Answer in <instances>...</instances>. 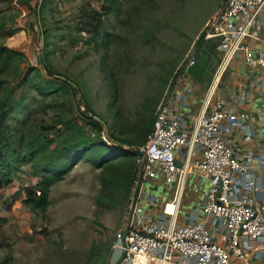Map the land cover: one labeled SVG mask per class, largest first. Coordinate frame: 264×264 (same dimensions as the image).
Instances as JSON below:
<instances>
[{
    "label": "rangeland",
    "instance_id": "374dc122",
    "mask_svg": "<svg viewBox=\"0 0 264 264\" xmlns=\"http://www.w3.org/2000/svg\"><path fill=\"white\" fill-rule=\"evenodd\" d=\"M115 1L117 8L103 16L106 38L96 45L78 27L90 8L101 10L102 4L109 5L107 0H48L42 9L40 0H0V42L22 51L27 65L36 66L43 76L45 49L50 66L77 89L70 102L84 110L83 92L113 145L118 141H112L108 131L127 140L153 111L155 118L179 70L203 44L208 22L224 0ZM12 30L16 32L9 35ZM236 73L237 69L227 68L220 78L217 89L226 97ZM187 84L201 99L204 87L191 75ZM19 92L16 88L15 98ZM26 95L28 106L37 110L36 121L50 125L70 114L68 102L56 105L49 97L38 105L34 90H26ZM9 122L12 126L18 123ZM259 137H264L263 129ZM98 173L89 162L80 160L51 185L48 205L41 211L25 195L30 187L37 193L39 176L35 177L31 164L20 165L13 182L0 190V216L6 217L0 226V264H105L110 255L117 254L114 244L128 215L126 202L96 206ZM260 174L264 176L263 171ZM160 179L154 183L146 177L141 187L146 194L154 193L162 205L176 187L175 182ZM146 194L139 205L148 216ZM201 197L200 186L185 185L179 221L185 211L199 205Z\"/></svg>",
    "mask_w": 264,
    "mask_h": 264
},
{
    "label": "built area",
    "instance_id": "2783aa9c",
    "mask_svg": "<svg viewBox=\"0 0 264 264\" xmlns=\"http://www.w3.org/2000/svg\"><path fill=\"white\" fill-rule=\"evenodd\" d=\"M262 30L264 0H224L213 12L201 39L204 44L207 39L221 37L217 46L221 56L193 128L189 133L180 130L178 109L188 104L187 68L194 64L203 44L178 71L145 141L132 148L139 153L125 207L128 215L132 210V216L127 232L128 215L123 221L125 228L117 233V256L110 255L105 264H114V259L118 264H247L250 255L264 253V202L246 194L260 190L251 155L248 162H241L228 137L242 123L244 113L233 112L217 95L222 74L236 58L264 74V49L254 53L251 46V40L264 43ZM245 135L253 138L254 130L248 128ZM101 136L111 144L104 131ZM189 176L206 181L208 189L200 207L179 222ZM145 177L175 182L174 194L160 206L157 219L142 214L141 206L134 203L135 186ZM155 198L152 195L149 202ZM199 212L203 220H198Z\"/></svg>",
    "mask_w": 264,
    "mask_h": 264
},
{
    "label": "trees",
    "instance_id": "16d2710c",
    "mask_svg": "<svg viewBox=\"0 0 264 264\" xmlns=\"http://www.w3.org/2000/svg\"><path fill=\"white\" fill-rule=\"evenodd\" d=\"M47 1L40 0V9ZM107 1L109 5L102 4L101 10L90 8L78 27V31L87 33L96 45H101L106 38L102 31L103 16L117 8L115 0ZM15 32L12 30L9 35ZM44 51L41 61L45 76L36 66L27 65L22 51L0 42V190L13 182L20 165L31 164L35 177L39 176L36 187L40 193L37 195L30 187L25 192L26 200L45 211L51 185L62 180L80 160H84L99 170L100 190L95 196L96 206H123L132 186L139 155L132 148L145 141L155 112L150 113L137 126L134 136L127 140L108 131V137L118 143H107L101 136L103 125L94 117L95 112L85 94L80 91L84 110L70 102L77 89L68 77L50 66L47 51L45 54ZM16 88H20L17 98L14 97ZM26 90L37 93L38 105L49 97L55 99L56 105L68 102L70 114L50 125L44 120L36 121L33 116L37 110L26 103ZM58 99H61L59 103ZM9 120L15 124L18 122L17 126H12ZM125 144L130 148H123ZM5 219L0 216V226Z\"/></svg>",
    "mask_w": 264,
    "mask_h": 264
},
{
    "label": "crops",
    "instance_id": "0c3cea01",
    "mask_svg": "<svg viewBox=\"0 0 264 264\" xmlns=\"http://www.w3.org/2000/svg\"><path fill=\"white\" fill-rule=\"evenodd\" d=\"M260 38L264 39V30H262L260 33ZM251 46L254 53L264 49L263 41L251 40ZM243 65L244 62L240 58H236L231 63L228 68L237 69V73L234 75L232 83L228 88L230 90V95L226 97L224 93H222V90L218 89L217 95L227 103L228 107L231 108L233 112L244 113V119L242 123L239 125V127H235V129L228 134V137L230 138L231 146L233 147L237 157L241 162H248L247 156L251 155L250 163L253 166L255 177L260 185V190L257 192L248 191L246 192L247 196L249 198H253L257 202H264V176L260 174L262 171L264 172V148L262 147L264 137H259V130H264V117L262 116L264 107V74L258 67L243 68ZM188 76H190V74L187 75L186 81H188ZM191 77L194 76L191 75ZM198 82L199 86H201V82ZM192 89L188 86V104L185 107L178 109V120L181 123L180 130L185 133H189L193 128L195 115L199 111L205 95V88L204 94L201 95V99H199V96L197 97L194 95V91H192ZM248 128L254 130V135L251 139H247L245 135ZM143 179L140 181L139 185L135 186L134 189V203L138 206H141L139 205V200L144 197V194H146V191H144L141 187ZM159 179V177L152 178L154 183H158ZM188 183H195L196 185L200 186L202 197L199 201V205H195L187 212L185 211L182 220H178L179 222H184L185 217H188L194 211V209L200 207L205 191L208 189V184L206 181L199 182V179L193 176L188 177L186 184ZM164 191H168L166 187L164 188ZM152 195L156 196L154 193H147L145 196L146 201L149 203L148 209L150 210V214H148L147 217L157 219L161 213V205L158 203L157 196L155 198V202H149L148 198H150ZM181 209L182 206L180 207V210ZM197 218L198 220L204 219L200 212L197 214ZM114 253L116 257L117 254L116 252ZM263 257L264 253L250 255L248 257L247 264H264V259L262 260ZM114 262V264L118 263V261L115 259Z\"/></svg>",
    "mask_w": 264,
    "mask_h": 264
},
{
    "label": "water",
    "instance_id": "95a60500",
    "mask_svg": "<svg viewBox=\"0 0 264 264\" xmlns=\"http://www.w3.org/2000/svg\"><path fill=\"white\" fill-rule=\"evenodd\" d=\"M220 41H221V37H218V36L207 39L205 41V43L203 44L201 51L196 55L194 64H192L191 66H189L187 68V72L190 75L194 76L198 81H200L201 85L204 88L207 87L208 83L211 80L212 73H213V71H212V73L209 74L206 81L204 82L203 78H204V75L206 74L207 61L210 58V56H214V55L216 56V54L218 55L217 58L219 60V58L221 56L220 55L221 51L219 49H217V46L220 43ZM218 60H217V62H218ZM215 66H216V64H215ZM244 67L246 68L247 66L244 64L243 68ZM213 70H214V68H213ZM131 216H132V210L129 213L128 218H127V226H126L125 232H127V230H128Z\"/></svg>",
    "mask_w": 264,
    "mask_h": 264
},
{
    "label": "flooded vegetation",
    "instance_id": "af4514ba",
    "mask_svg": "<svg viewBox=\"0 0 264 264\" xmlns=\"http://www.w3.org/2000/svg\"><path fill=\"white\" fill-rule=\"evenodd\" d=\"M218 55L216 54V56H210V58L207 61V67H206V74L204 75V82L206 81L207 77L209 76L210 73H212L213 68H215V64L217 63L218 60Z\"/></svg>",
    "mask_w": 264,
    "mask_h": 264
}]
</instances>
